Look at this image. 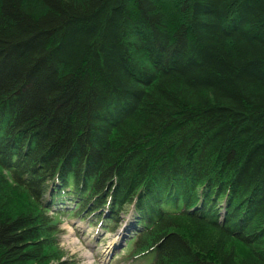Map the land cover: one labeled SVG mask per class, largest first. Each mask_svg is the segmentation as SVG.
<instances>
[{
    "label": "trees",
    "instance_id": "obj_1",
    "mask_svg": "<svg viewBox=\"0 0 264 264\" xmlns=\"http://www.w3.org/2000/svg\"><path fill=\"white\" fill-rule=\"evenodd\" d=\"M131 202L133 259L264 264V0H0V264Z\"/></svg>",
    "mask_w": 264,
    "mask_h": 264
},
{
    "label": "rangeland",
    "instance_id": "obj_2",
    "mask_svg": "<svg viewBox=\"0 0 264 264\" xmlns=\"http://www.w3.org/2000/svg\"><path fill=\"white\" fill-rule=\"evenodd\" d=\"M59 201L68 205L67 200ZM50 215L61 230L60 246L66 252V259L77 264H149L145 258L133 259V239L140 227L131 214L124 213L115 230L93 223L92 219L82 220L72 212L59 215L51 211Z\"/></svg>",
    "mask_w": 264,
    "mask_h": 264
},
{
    "label": "bare ground",
    "instance_id": "obj_3",
    "mask_svg": "<svg viewBox=\"0 0 264 264\" xmlns=\"http://www.w3.org/2000/svg\"><path fill=\"white\" fill-rule=\"evenodd\" d=\"M49 137V136H48ZM52 179H50L49 181H51ZM52 181H56L55 182V184L56 183H58L59 181L57 180V179H53ZM37 190V192H42V187H37L36 188ZM155 190H158V188L156 187V189ZM124 213H128V214H131L132 215V217L134 216V218L135 219H140V216H139V214H138V210L136 209V206L134 205V203L133 202H131V203H129L127 206H126V208H125V211L123 212V214L121 215V217H120V222H119V224L121 223V221H122V219H123V215H124ZM136 216H137V218H136ZM137 219V220H138ZM118 224V225H119ZM117 228V227H116ZM115 228V229H116ZM125 228H127V227H125ZM114 229V230H115ZM128 229V228H127ZM126 230V229H125Z\"/></svg>",
    "mask_w": 264,
    "mask_h": 264
}]
</instances>
